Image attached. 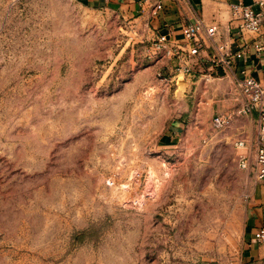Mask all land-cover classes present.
Segmentation results:
<instances>
[{"label": "rangeland", "instance_id": "rangeland-1", "mask_svg": "<svg viewBox=\"0 0 264 264\" xmlns=\"http://www.w3.org/2000/svg\"><path fill=\"white\" fill-rule=\"evenodd\" d=\"M153 31L79 0H0V264H264L260 179L237 164L251 145L213 125L232 80L173 78Z\"/></svg>", "mask_w": 264, "mask_h": 264}, {"label": "built area", "instance_id": "built-area-1", "mask_svg": "<svg viewBox=\"0 0 264 264\" xmlns=\"http://www.w3.org/2000/svg\"><path fill=\"white\" fill-rule=\"evenodd\" d=\"M189 23L183 28L184 43L172 39L171 33L156 35L158 55L163 59H177L173 78L177 75L198 77L197 66L205 59L211 62L212 72L221 68L225 79H231L233 90L230 92L233 106L225 113L218 114L213 119L214 128L219 132H226L238 124L236 138L233 143L237 150L247 149L251 145V153H239L237 164L242 170H251L254 175L264 179V83L249 75L246 70L239 76L236 73L237 64L246 59L250 48L257 54L264 53V0H254L253 4L244 1L229 3L230 28L234 31L230 38H223V31L217 23H208L199 13L192 0H177ZM202 1V0H201ZM153 12L164 8L162 1L151 5ZM242 41L241 49L234 50L233 45ZM211 74V73H210ZM208 75V73H207ZM165 85L171 82L170 77L158 74ZM212 79L209 76H206ZM170 79V80H169ZM257 113L253 140H250L243 129L246 119ZM256 243H264V228L254 234Z\"/></svg>", "mask_w": 264, "mask_h": 264}, {"label": "crops", "instance_id": "crops-1", "mask_svg": "<svg viewBox=\"0 0 264 264\" xmlns=\"http://www.w3.org/2000/svg\"><path fill=\"white\" fill-rule=\"evenodd\" d=\"M84 6L91 7L93 9H102L106 11H112L113 13H126L131 17H135L136 20H147L149 24L155 30L154 32L159 34H169L173 40L184 43L185 38L183 36V28L191 20L190 17H186L181 9V5L177 0H79ZM162 1L164 8L161 11L153 12L151 5L156 2ZM238 1H244L247 4H253L254 0H192V3L197 6L199 13L205 18L208 23H217L223 31V38H230L234 34V31L229 33L230 17H225L222 6L225 2L235 3ZM150 4V5H149ZM149 5V6H148ZM242 41H237L233 45L234 50L241 49ZM168 71L173 72L174 67L177 66V59H170L164 63ZM211 62L205 59L202 65L197 66L199 73L204 74V77L209 76L212 79H225L224 72L221 68H217L212 72L209 66ZM246 70L247 73L260 82L264 83V53L257 54L255 49L250 48L249 55L246 59L240 60L237 64L236 73L239 76L242 71ZM208 73V75H207ZM211 73V74H210ZM229 100L231 99L230 93H228ZM231 102V107L233 102ZM219 112H221L219 110ZM257 113L255 112L253 117L246 119L243 129L247 133L250 140H253L255 125H256ZM188 125L185 118H176L169 126L168 132L170 135L175 134L180 136L186 132ZM238 124H235L228 130L232 142L236 138L238 130ZM182 137V136H181ZM253 193H255L254 202L249 213V236L255 234V232L264 228V179L257 181ZM253 243L249 245V254L255 253L257 244ZM260 244V243H258ZM252 247V248H251ZM251 248V249H250Z\"/></svg>", "mask_w": 264, "mask_h": 264}]
</instances>
